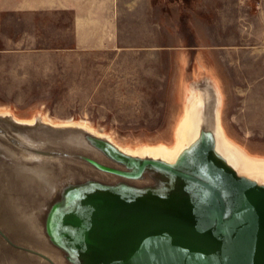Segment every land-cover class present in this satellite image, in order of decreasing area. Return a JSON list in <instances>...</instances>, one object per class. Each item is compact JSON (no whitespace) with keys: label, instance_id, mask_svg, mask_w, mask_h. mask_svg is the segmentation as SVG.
Returning <instances> with one entry per match:
<instances>
[{"label":"rangeland","instance_id":"374dc122","mask_svg":"<svg viewBox=\"0 0 264 264\" xmlns=\"http://www.w3.org/2000/svg\"><path fill=\"white\" fill-rule=\"evenodd\" d=\"M14 1L0 0V264L137 263L150 245L120 242L122 226L160 238L155 264L217 258L189 222L215 205L208 190L145 160L175 145L192 90L202 113L219 90L228 148L264 173V0ZM83 13L111 14L120 50L77 49ZM169 217L188 223L165 228ZM251 221L219 229L228 262L234 232L264 239Z\"/></svg>","mask_w":264,"mask_h":264},{"label":"water","instance_id":"95a60500","mask_svg":"<svg viewBox=\"0 0 264 264\" xmlns=\"http://www.w3.org/2000/svg\"><path fill=\"white\" fill-rule=\"evenodd\" d=\"M215 138L216 136L213 134L201 133L199 139L184 153L180 154L176 166L164 163L162 160L151 158L145 160L146 165L151 163L158 169H162V171L196 181L202 188L208 190L209 201L215 204L212 207L210 206L211 209L206 210L208 211L206 215L193 217L194 220L189 222H192L193 226L201 231L198 236L199 245L205 244L208 246L210 253L217 248L219 256L216 258L212 253L205 260L200 261L196 257L194 264H226L225 260L228 262L220 249L226 246L224 236L219 231L221 226L223 227L222 224L226 225L227 222L229 225L226 228H234L236 231L250 229V227L251 229L257 228L256 222L251 221L254 218L258 221L262 219L263 223H260L264 224V186L254 180L239 176L233 167L218 163L214 157L216 152ZM214 215L219 217V222L214 220ZM227 218L229 220L226 221ZM163 220L161 223L169 229L182 228L188 223V221H178L175 217ZM230 221L231 223H228ZM118 232L120 242L128 240L130 246H134L137 250L144 247V242H147L146 247L150 245V249L145 252L142 259L137 263L134 262V264H155V260L159 256L162 257L161 255H150L155 250L152 246L160 245L156 242L160 238L147 235L145 241L144 237L140 236V231H136V228L131 226H122L118 229ZM239 234V232H234L232 238H230V242L231 239H234L236 240L235 243L229 244L227 242L228 245L232 246V253L229 256L231 259L228 263L264 264V239H253L247 235L243 237ZM160 242H163V240L161 239ZM46 259L53 263L48 257Z\"/></svg>","mask_w":264,"mask_h":264},{"label":"bare ground","instance_id":"6f19581e","mask_svg":"<svg viewBox=\"0 0 264 264\" xmlns=\"http://www.w3.org/2000/svg\"><path fill=\"white\" fill-rule=\"evenodd\" d=\"M218 100H217V121H218V129L219 133L216 135V152L214 154L215 160L218 163H224L231 167H233L238 174H243V172L250 173L249 176L253 177L254 180L264 186V173L260 176L253 175L254 172V164L252 165L250 162H246L244 160L243 163L239 160L234 152H232L228 147L229 144L225 140L224 134L222 132V124H221V93L218 90ZM206 106V102L204 97L201 94H198L195 90L191 91V94L188 97V104L186 106V111L184 117L182 118L180 125L177 130V140L173 147L168 146H158L154 147L151 150L150 156L155 158H161L164 163L176 166L179 160L180 153L183 149L189 148L198 138L199 131L202 123V111ZM122 149V148H121ZM126 152L125 149H122ZM142 156L140 154H135ZM264 168V167H263ZM263 170V169H262ZM264 172V170H263Z\"/></svg>","mask_w":264,"mask_h":264},{"label":"crops","instance_id":"0c3cea01","mask_svg":"<svg viewBox=\"0 0 264 264\" xmlns=\"http://www.w3.org/2000/svg\"><path fill=\"white\" fill-rule=\"evenodd\" d=\"M66 1V0H65ZM52 0L54 5L68 6V0ZM49 0H16L12 3L14 11L19 12H38L43 10L46 4H50ZM115 19L110 14L107 18L88 16L83 13L82 16H76L73 19L72 33L77 49L83 50H120L118 44V29L114 23ZM202 123L199 134L210 133L217 135L219 133L217 111L201 113ZM238 157V156H237ZM241 160V158H239ZM242 161V160H241ZM243 163V161H242ZM250 173L243 172L239 176L254 180L249 176ZM255 181V180H254Z\"/></svg>","mask_w":264,"mask_h":264}]
</instances>
